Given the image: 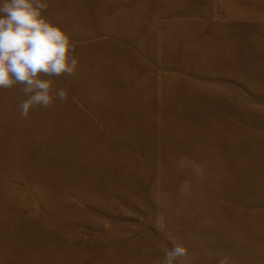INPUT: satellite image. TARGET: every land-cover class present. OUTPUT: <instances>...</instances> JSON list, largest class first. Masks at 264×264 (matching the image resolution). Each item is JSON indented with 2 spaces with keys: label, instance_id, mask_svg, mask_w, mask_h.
I'll return each mask as SVG.
<instances>
[{
  "label": "rangeland",
  "instance_id": "374dc122",
  "mask_svg": "<svg viewBox=\"0 0 264 264\" xmlns=\"http://www.w3.org/2000/svg\"><path fill=\"white\" fill-rule=\"evenodd\" d=\"M67 99L0 88V264H264V0H45Z\"/></svg>",
  "mask_w": 264,
  "mask_h": 264
},
{
  "label": "clouds",
  "instance_id": "9594fccd",
  "mask_svg": "<svg viewBox=\"0 0 264 264\" xmlns=\"http://www.w3.org/2000/svg\"><path fill=\"white\" fill-rule=\"evenodd\" d=\"M48 6L45 0H0V88L23 85L27 99L17 106L22 118L56 99L66 100L67 92L43 77L72 76L78 67L77 42L44 15ZM187 255L184 246L174 245L163 264Z\"/></svg>",
  "mask_w": 264,
  "mask_h": 264
}]
</instances>
